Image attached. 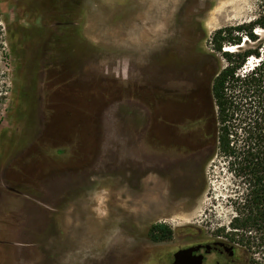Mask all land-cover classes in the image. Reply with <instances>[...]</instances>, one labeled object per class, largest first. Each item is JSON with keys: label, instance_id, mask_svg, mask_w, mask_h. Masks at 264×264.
<instances>
[{"label": "rangeland", "instance_id": "1", "mask_svg": "<svg viewBox=\"0 0 264 264\" xmlns=\"http://www.w3.org/2000/svg\"><path fill=\"white\" fill-rule=\"evenodd\" d=\"M261 1L0 0V264H172L228 245L238 181L204 143L210 42ZM160 128L185 142L160 146ZM231 246L220 258L243 264Z\"/></svg>", "mask_w": 264, "mask_h": 264}, {"label": "trees", "instance_id": "2", "mask_svg": "<svg viewBox=\"0 0 264 264\" xmlns=\"http://www.w3.org/2000/svg\"><path fill=\"white\" fill-rule=\"evenodd\" d=\"M210 43L219 67L209 86L211 107L203 118L212 126L204 143L208 159L219 157L238 181L226 243L240 246L243 264H264V0L254 18L215 29ZM169 233L164 224L149 230L154 241Z\"/></svg>", "mask_w": 264, "mask_h": 264}, {"label": "flooded vegetation", "instance_id": "3", "mask_svg": "<svg viewBox=\"0 0 264 264\" xmlns=\"http://www.w3.org/2000/svg\"><path fill=\"white\" fill-rule=\"evenodd\" d=\"M161 127H164L162 124L160 125ZM156 138L158 140H161L162 142H160V146L164 147L167 143H177L179 144V146L181 144H183L185 142L184 137L182 135H173L172 137L167 136L164 134V130L163 128H160L158 130V133L155 134ZM168 145V144H167ZM166 159L164 156H160V157H153L152 159V167L154 168L153 173H156L157 171L155 170V168L159 167L158 165H163L165 167L166 165ZM147 173H150L147 172ZM216 242H222L220 240H212L211 242H196V243H192L189 244L185 247L188 246H192V245H196V244H200L202 246H200V248L197 251H193L194 254H199L202 253L203 255V259H202V264H207V255L211 254V253H217L219 257H216L214 260H212V262H210V264H227L226 261H224L222 258H220V256H224L227 255L228 257L231 256L228 254V252L224 249V247L222 245L217 244ZM206 244L209 245V247L206 246ZM225 244V242H224ZM184 248V247H183Z\"/></svg>", "mask_w": 264, "mask_h": 264}, {"label": "water", "instance_id": "4", "mask_svg": "<svg viewBox=\"0 0 264 264\" xmlns=\"http://www.w3.org/2000/svg\"><path fill=\"white\" fill-rule=\"evenodd\" d=\"M222 245L229 255L233 254V247L226 245L223 242H216ZM200 244L179 248L173 253L172 264H202L203 255L202 253L194 254L193 251H197L200 248ZM209 247L208 244H206ZM220 264V263H218Z\"/></svg>", "mask_w": 264, "mask_h": 264}, {"label": "bare ground", "instance_id": "5", "mask_svg": "<svg viewBox=\"0 0 264 264\" xmlns=\"http://www.w3.org/2000/svg\"><path fill=\"white\" fill-rule=\"evenodd\" d=\"M224 49H232V46H231V45H226V46L224 47Z\"/></svg>", "mask_w": 264, "mask_h": 264}]
</instances>
